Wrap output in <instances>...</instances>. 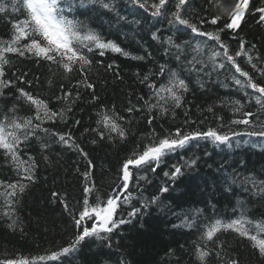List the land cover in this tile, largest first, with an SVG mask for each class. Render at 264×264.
Segmentation results:
<instances>
[{
	"label": "trees",
	"instance_id": "trees-1",
	"mask_svg": "<svg viewBox=\"0 0 264 264\" xmlns=\"http://www.w3.org/2000/svg\"><path fill=\"white\" fill-rule=\"evenodd\" d=\"M4 2L6 0H0V3ZM112 2L126 20L118 21L114 13L92 5L88 0L83 6L77 4L75 15L79 20L128 53L127 56L110 51L104 56L89 54L93 64L85 69L86 79L79 72L66 75L43 61L37 62L14 54L8 56L11 62L5 66L4 79L13 81V86L4 89L5 95L0 97V118L4 113L11 115L9 109L13 104L17 105L20 115L35 114L33 107L23 100L15 99L17 88H24L36 98L44 100L53 110L71 107L72 111L66 113V123L58 120L55 124L44 126L59 133H71L75 143L88 153V158L85 159L77 150L63 146L57 138L45 137L40 133L42 140L33 138L27 148L22 147V158L27 159V155H31L37 163L35 180L28 182L21 180L0 150V182L19 181L27 185L14 206L12 219L17 221L14 227H10L11 220L4 215L9 209L5 206L4 197L0 196V261L38 259L72 243L78 234H74V227L79 232L72 221L82 208L83 189L93 187L106 198L112 186L119 183L123 160L138 144L144 143L142 137L153 132L157 136L168 135L177 128L183 131L199 128L203 131L209 127L218 128L221 124L224 127L220 130L225 131L232 119L240 118L239 113H234L235 106L231 105V100L239 98L243 101L242 93L232 90L231 85L228 89L221 87L214 82L215 78L213 81L207 78L198 81L195 72L189 73L184 64L176 61L175 49L165 54L168 45L162 41H166L169 36L177 40L187 38V30L181 27L182 35L178 34L175 28L169 27L166 16L153 18L129 0ZM221 2L231 5L234 0ZM215 3L216 0H190L189 14L196 20L201 16L211 19L219 11ZM260 6H264L262 0H250L252 13L246 14L241 28L235 33H221L230 49L236 50L243 38L246 48L255 45L252 50L254 57L264 58V25L257 22L259 14L254 13V9ZM19 18H22L20 13H0V43L10 40L14 31L11 21ZM226 20L225 16L217 25L205 23L203 28L208 31L219 29ZM153 34L158 39H153ZM238 60L255 79L264 82L245 57ZM109 65L112 67L109 68ZM161 65L166 66L164 76L156 75ZM260 66L264 67V64ZM168 69L179 71L188 83L184 105L166 115L158 111L149 113L143 107L151 91L147 84L152 82L159 85L165 81ZM145 75L149 76V81H143ZM220 79L223 80V76ZM87 83L93 84L94 89L87 88ZM65 91L70 92L71 96L58 100L57 97H63ZM129 108L140 110L129 112ZM209 108L213 111L209 112ZM258 109L259 106L252 100L245 104L243 111L257 112ZM98 112L122 117L119 123L129 131L127 139L101 140L93 131L98 127ZM150 116L155 117L151 125L148 123ZM189 119L197 123L185 124ZM231 127L243 130L245 126ZM44 142L49 145L47 149L42 147ZM194 142L168 156L155 173L148 172L147 181L138 180V175L134 173L131 184L133 196L137 194L138 180L139 185L144 187V196L149 197L148 194L155 193L157 189L154 180L163 177L165 171H171L173 164L183 165L186 160L196 159L198 165L184 168V173L186 170L187 173L174 183L167 177L169 192L163 194L161 202L152 205L146 213L131 218V223L116 229L111 234L112 247H98L94 242H89L91 240L83 241L77 246V253L62 257L56 263L200 264L196 244L200 243V234L204 229L195 231L174 225H181L186 218L194 217L198 210L202 213L200 220L211 218L214 221L215 218H221L228 221L238 218L241 209L245 215L248 209L250 215L261 212L264 217V196L256 195L258 189L250 183H243L245 177L264 181V138L235 137L228 144H215L206 139ZM197 146L200 150L195 149ZM88 160L92 161L93 166L88 165ZM85 173L88 175L85 176ZM233 177L236 183H233ZM4 191L0 188V192ZM53 193L58 195L54 196ZM92 199L94 201V197ZM61 201L67 203L68 210ZM139 203L140 200L133 198L130 204L124 205V218ZM218 235L223 248L212 251L207 257V264H228L230 259L238 260L239 264H264V257L258 254L247 238H241L231 231ZM216 252L220 253L219 257Z\"/></svg>",
	"mask_w": 264,
	"mask_h": 264
},
{
	"label": "snow or ice",
	"instance_id": "snow-or-ice-1",
	"mask_svg": "<svg viewBox=\"0 0 264 264\" xmlns=\"http://www.w3.org/2000/svg\"><path fill=\"white\" fill-rule=\"evenodd\" d=\"M129 2L143 9L153 18L166 16L169 27L175 28L180 35H182L181 27L187 30V38L177 40L169 36L166 41H162L168 45L165 54L175 49L176 61L184 64L185 70L189 73L195 72L198 81L202 78L213 81L215 78L214 82L219 83L221 87L228 89L231 85L232 90L242 93L243 101L239 98L231 100V105L235 106L233 111L239 113L240 118L232 119L225 131L220 130L224 127L221 124L218 128L209 127L203 131L199 128L189 131L177 128L168 135L157 136L153 132L142 137L144 143L138 144L123 160L119 170V183L112 186L106 198L99 192L94 193L93 187L89 186L83 189L82 208L78 211V216L73 217L75 225L79 229L74 241L59 251H53L51 255L39 256L40 261H56L60 257L71 255L81 242L89 238L110 239L116 229L131 223V218L146 213L152 205L160 203L161 196L169 192V187L167 185L159 187L155 193L145 198L138 180L147 181L148 172L155 173L166 162L168 156L177 150L184 149L192 141L206 139L215 144H228L235 137L264 138V82L255 79L238 60L242 56L245 57L252 70L259 73V76L264 79V67L260 66L264 64V58L254 57L252 50L255 49V45L246 48V41L243 38L240 39L238 48L232 50L221 36L224 31L235 33L241 28L246 14L252 13V9L249 7L250 0H234L231 5L216 0L215 7L219 10L218 14L213 15L211 19L201 16L199 20L189 14L190 0H129ZM88 3L114 13L118 21L126 20V17L119 14L112 0H88ZM77 4L83 6L85 0H6V2L0 3V13L10 11L11 13H20L22 16V18L11 21L14 31L10 40L0 43V97L5 95L4 89L13 86V81L4 79L5 66L11 62L8 58L9 54L34 59L37 62H46L50 66L54 65L58 70H62L66 75L79 72L85 79L87 78L85 69L90 68L93 64L89 54L104 56L106 52L111 51L128 55L118 44L106 40L98 31L79 20L75 15ZM262 5H264V0H262ZM254 13L259 14L257 22L264 25V6L256 7ZM225 16L227 20L222 24V27L213 31L204 30L205 23L217 25ZM195 37L203 39L195 40ZM153 39H158V36L153 34ZM208 42H212V44ZM134 58L143 59V57ZM165 68V65H161L160 72L156 75L164 76ZM221 76H223V80L220 79ZM143 81H149V76L145 75ZM203 86L204 84L201 82V87ZM86 87L94 89V85L91 83H87ZM147 87L151 91L149 99L145 100L143 107L149 113L158 111L162 115L181 108L184 105V94L189 90L186 80L182 78L179 71L174 69L167 70L165 81L159 85L149 82ZM16 92L18 95L15 99L25 101L35 109V114L20 115L17 105L13 104L9 109L11 115L8 113L2 115L0 118V150H2L6 161H10L14 166L21 180L28 182L35 180L37 163L31 155H27V159L22 158V147L27 148L33 138L42 140L40 133H43L45 137L57 138L63 146L77 150L85 159L88 158V153L75 143L71 133H59L44 126L48 123L55 124L58 120L66 123V113L72 111L71 107L53 110L48 103L36 98L24 88H17ZM69 96L71 93L65 91L64 96L57 97V99H67ZM93 98L95 99V97ZM141 99L144 98L141 97ZM252 100L255 105L259 106L258 111H243L245 104ZM133 110L140 109H128L129 112ZM208 111L212 112L213 109L209 108ZM97 115L99 117L98 127L93 131L101 140L118 138L124 141L127 139L130 133L119 123L123 119L122 117L105 112H98ZM154 118L150 116L148 120L150 125ZM217 119L222 120L223 118L217 117ZM196 123L197 121L190 119L185 121V124ZM76 124H79V121H76ZM231 125L245 127L243 130H237ZM93 143L96 141L93 140ZM48 146L47 142L42 143L43 148L47 149ZM44 159L47 160L48 157L45 156ZM88 165L93 166L91 160H88ZM197 166L196 159L186 160L183 165L173 164L171 171H165L163 175L174 182L184 174V168ZM134 173L138 175L135 197L131 190ZM87 175L88 173H85V176ZM236 182V178L233 177V183ZM243 183H250L253 188L258 189L256 195L264 196V181L258 182L253 177H245ZM26 187L25 183L19 181L6 184L0 182V188L5 189L4 192H0V196L4 197L5 206L9 209L4 212V215L11 220L10 227H14L17 223L12 219L15 214L14 206ZM53 195L58 194L53 193ZM133 198L140 200L139 206L132 207L127 212L129 219H125L122 214L123 207L130 204ZM61 203H64L65 209L68 210L67 203L64 201ZM201 215L202 213L198 210L194 217L186 218L181 225H174V227H185L197 231L201 228L204 229L200 234L201 244L196 247L200 264H207V257L212 254V251L223 248V242L220 241L218 234L229 231L241 238H247L258 254L264 257V221L254 222L251 218L246 217L243 209H241L238 218L228 221L221 218H215L214 221L211 218L200 220ZM253 232L255 234H252ZM216 255L219 257L220 253L216 252ZM0 264H28V261L8 259L0 261ZM228 264H239V262L236 259H230Z\"/></svg>",
	"mask_w": 264,
	"mask_h": 264
},
{
	"label": "bare ground",
	"instance_id": "bare-ground-1",
	"mask_svg": "<svg viewBox=\"0 0 264 264\" xmlns=\"http://www.w3.org/2000/svg\"><path fill=\"white\" fill-rule=\"evenodd\" d=\"M195 149L196 150H200L199 149V147L197 146V147H195ZM187 173V170L185 171V173H184V175ZM179 179V177L177 178V180ZM176 181V180H175ZM154 183L157 185V189L159 188V187H162V186H165L166 185V183H169L168 182V179H167V177H160V178H158L157 180L155 179L154 180ZM174 183V182H173ZM177 183V182H176ZM148 186V185H147ZM169 186H170V183H169ZM172 186V185H171ZM145 187H146V185H145ZM141 189L143 190V196H144V187L143 186H141ZM157 189H156V191H157ZM155 191V192H156ZM149 196H150V194H148ZM145 198L146 197H148V196H144ZM193 209H195V208H193ZM246 217H248V218H251L254 222H260V221H264V217L262 216V213L260 212V214H251L250 215V212H249V210L247 209L246 210ZM262 217H263V219H262ZM125 218H129L128 216H127V214H126V216H125ZM74 224V226H76L75 225V221H74V219H73V221H72ZM195 231H197V230H195ZM230 232V231H229ZM87 240H91V241H89V242H94V244H95V246H98V247H107V248H109V247H112V237L110 238V239H106V240H99V239H94V238H89V239H86L85 241H87ZM200 241V240H199ZM199 244H201V241H200V243H198V244H196V247H197V245H199ZM75 253H77L76 251H74L71 255H74ZM48 255H51V253L50 254H45V255H43V256H48ZM71 255H69V257L71 256ZM63 258L62 257H60L58 260H56V261H49V260H45V264H58V263H56L57 261H61ZM16 260H18V259H16ZM38 260V259H37ZM43 263V262H42ZM103 264V263H102Z\"/></svg>",
	"mask_w": 264,
	"mask_h": 264
},
{
	"label": "rangeland",
	"instance_id": "rangeland-1",
	"mask_svg": "<svg viewBox=\"0 0 264 264\" xmlns=\"http://www.w3.org/2000/svg\"><path fill=\"white\" fill-rule=\"evenodd\" d=\"M111 190V189H110ZM109 190V191H110ZM94 191V193H96V190H93ZM107 195V194H106ZM82 198H83V192H82ZM82 198H81V200H82ZM74 231H75V233L74 234H77L78 233V231H76L75 230V227H74ZM92 243V242H91ZM43 262V263H42ZM31 263H33V264H45V261H40L39 259L38 260H32V262Z\"/></svg>",
	"mask_w": 264,
	"mask_h": 264
}]
</instances>
